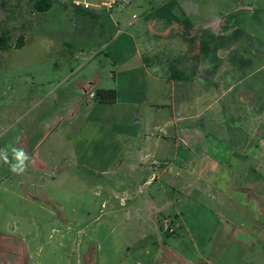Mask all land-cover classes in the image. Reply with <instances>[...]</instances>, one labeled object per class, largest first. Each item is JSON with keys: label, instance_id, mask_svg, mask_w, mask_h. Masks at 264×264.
Listing matches in <instances>:
<instances>
[{"label": "rangeland", "instance_id": "374dc122", "mask_svg": "<svg viewBox=\"0 0 264 264\" xmlns=\"http://www.w3.org/2000/svg\"><path fill=\"white\" fill-rule=\"evenodd\" d=\"M34 1L0 0V36L11 44L0 49V229L21 228L26 264H264V171L241 175L239 164L238 173L223 164L204 171L205 155L182 147L194 157L191 188L183 189L190 193L179 195L178 183L187 179L180 173L143 186L123 156L126 139L137 134L126 138L103 123L94 130L85 123L88 128L52 141L50 173L26 155L41 140L44 158L52 138L44 136L49 109L77 96L93 65L100 61L107 70L110 60L131 53L128 33L147 34L158 18L153 10L169 0H131L111 12L84 10L71 0H52L49 10L38 11ZM190 1L202 17L204 10L218 22L224 17L228 30L216 39L231 49L234 91L264 83V0ZM20 36L24 45L16 48ZM90 135L100 141L86 149L94 153L70 156L66 139Z\"/></svg>", "mask_w": 264, "mask_h": 264}, {"label": "crops", "instance_id": "0c3cea01", "mask_svg": "<svg viewBox=\"0 0 264 264\" xmlns=\"http://www.w3.org/2000/svg\"><path fill=\"white\" fill-rule=\"evenodd\" d=\"M177 1L191 21L188 32L180 22L157 18L152 19L147 34L137 37V33H128L135 43L131 53L110 60L107 70L100 61L93 65L82 78L78 95L55 102L57 109H49L52 113L44 120V136L52 138L45 145L43 159L39 156L41 140L25 152L33 162L43 163L44 171L50 173L46 164L51 161L48 147L52 141L69 138L87 126L94 130L103 123L126 138L130 133L137 134L126 139L128 149L123 156L131 171L141 173L143 186H151L163 177L177 178L180 173L187 179L178 183L179 195L189 194L183 189L191 188L188 179L194 176V168L190 167L194 157L181 149L192 146L194 154L200 151L205 155L202 161L209 162L204 171L223 164L237 172L239 164L241 175L251 172L263 177L264 83L258 81L245 90L234 91L237 81L235 64L229 57L231 49L216 39L228 30L224 28V17L218 22L220 17L207 15L206 10L202 17L194 11L192 1ZM98 89L115 90V101L105 103L91 97L90 93ZM213 132L219 136L218 142ZM58 133L61 135L56 137ZM66 140L71 142L70 156L79 159L84 155L89 158L94 152L88 154L86 149L100 142L92 135ZM104 142L114 146V141ZM106 154L100 151L104 159L109 158L110 151ZM25 238L20 227L0 229V242H9L0 245V264H26L29 248ZM14 240L18 246L10 244Z\"/></svg>", "mask_w": 264, "mask_h": 264}, {"label": "trees", "instance_id": "16d2710c", "mask_svg": "<svg viewBox=\"0 0 264 264\" xmlns=\"http://www.w3.org/2000/svg\"><path fill=\"white\" fill-rule=\"evenodd\" d=\"M52 6V0H35L34 8L38 11H46L49 10ZM175 10L179 11L178 14ZM176 12V13H175ZM152 14L158 18H164L168 23L173 21L182 22L184 27L188 30L191 28V21L186 17L183 10L179 7L177 0H169L155 10H153ZM24 45L23 37L20 36L16 41L15 47L20 48ZM11 47L10 39L6 35L0 36V49L6 50ZM96 98H98L101 102L105 103H113L116 98V92L113 89H98L95 93Z\"/></svg>", "mask_w": 264, "mask_h": 264}, {"label": "built area", "instance_id": "2783aa9c", "mask_svg": "<svg viewBox=\"0 0 264 264\" xmlns=\"http://www.w3.org/2000/svg\"><path fill=\"white\" fill-rule=\"evenodd\" d=\"M71 2L75 7H80L88 11L103 8L111 12L117 6L128 7L131 5V0H71ZM90 96L94 97L95 93L91 92Z\"/></svg>", "mask_w": 264, "mask_h": 264}]
</instances>
